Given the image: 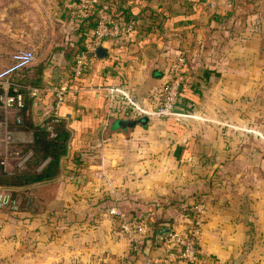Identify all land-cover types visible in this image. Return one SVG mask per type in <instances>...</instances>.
<instances>
[{"label":"crops","instance_id":"0c3cea01","mask_svg":"<svg viewBox=\"0 0 264 264\" xmlns=\"http://www.w3.org/2000/svg\"><path fill=\"white\" fill-rule=\"evenodd\" d=\"M76 1L0 0V68L15 50L33 55L8 76L39 88L30 121L47 116L51 87L68 81L58 109L68 140L57 173L1 186L31 194L28 207L37 208L13 211L2 264H141L104 210L118 205L155 221V231L160 223L182 230L199 197L206 206L193 264H264V0H98L92 14ZM98 13L131 19L132 28L103 39V52L72 76ZM177 56L183 80L174 113L137 111L156 105ZM4 117L13 119V143L31 141L30 129L14 126L18 108ZM16 145L9 158L23 170ZM40 244L57 252L34 256Z\"/></svg>","mask_w":264,"mask_h":264},{"label":"built area","instance_id":"2783aa9c","mask_svg":"<svg viewBox=\"0 0 264 264\" xmlns=\"http://www.w3.org/2000/svg\"><path fill=\"white\" fill-rule=\"evenodd\" d=\"M98 0H77L76 5L85 11H91ZM133 20H115L98 16L95 21L93 33L89 43L75 53L70 64V74L79 76L94 48L98 46L105 38H117L124 32L132 28ZM32 53L27 50H15L11 53L10 62L0 68V109L4 112L9 108H18L22 104V93L17 90L19 87L16 83L9 81L8 76L11 72L26 66L32 60ZM183 57L177 56L169 63L167 77L163 82L161 90V98L156 106L151 109H142L135 107L137 111L141 110L146 114H155L157 116H167L174 113V104L178 96V90L183 80ZM12 87V92L9 91ZM31 97L36 96L39 91L38 87L24 85ZM53 91V102L50 106L47 116L53 118L59 116L58 109L64 93L68 90L67 79H62L59 83L51 87ZM128 101V100H127ZM140 112V111H139ZM5 118V117H4ZM0 120V148L2 147L1 166L5 167L8 157L10 156L9 146L13 142V133L7 126L6 118ZM46 128L50 131L51 124L46 123ZM29 152L20 154L16 160V166L26 159ZM9 155V156H8ZM99 177L103 176L102 172H98ZM32 204V195L26 194L25 205ZM0 208H6L10 211L18 209V201L11 195V190L7 187L0 186ZM205 210V202L203 200H195L189 206L187 212L190 214V222L187 227L182 230L168 228L163 233L160 252L143 253L141 240L151 235L152 224L146 216H128L126 211L118 205L111 206L104 210L105 215L113 217L117 220L118 228L127 237L130 242V248L134 252L142 254V264H174L180 262L187 264L200 259L198 248L196 245L200 230L201 219Z\"/></svg>","mask_w":264,"mask_h":264},{"label":"trees","instance_id":"16d2710c","mask_svg":"<svg viewBox=\"0 0 264 264\" xmlns=\"http://www.w3.org/2000/svg\"><path fill=\"white\" fill-rule=\"evenodd\" d=\"M91 11H89V14H92ZM98 16L109 18L108 16L103 15L101 13L100 14L98 13L97 15H92L94 24ZM168 67H169V64L167 66V70H168ZM181 84H182V81L179 86L178 95L180 92ZM162 86L157 91L156 105L161 98ZM12 87L13 86H11L9 89L10 92H12ZM17 90L22 93L23 97H22V104L20 107H18V114L20 115V117L16 118L14 126L16 128H28L31 130L32 139L30 142L24 144L22 151L23 152L29 151V153L31 154V157L33 158L34 165H37L38 163H40V166H39V169L37 170H34L33 168L32 169L29 168L25 170L14 169L11 171H5V170L0 169V185H7V186H21V185H25L33 181L46 180V179H50L51 177H53L58 171L59 157L65 152V147H66V143L68 140V130L65 127L62 121V118L60 116L53 118L51 115H48L44 119H42L41 122H38V123H33L32 121H30L28 109H29V104L31 102V96L28 94L27 90L24 88L18 87ZM0 93H1V86H0ZM114 106L116 105L113 102L111 107H114ZM124 109L126 110V107ZM2 116H3V111L0 109V119H2ZM159 117H164V116H159ZM47 121H49L51 124V128H50V131L52 132L51 134L49 130L46 128L45 123ZM7 126L9 128H13V119L11 121H7ZM0 157H2V155ZM11 195L15 197L18 201L17 210L29 208L28 205H25L26 194L24 192L11 191ZM196 200H203L205 202V199L203 197H199ZM205 206H206V202H205ZM126 213L128 216H139V215H133L127 211ZM188 217H190V214ZM111 219L113 223H115L116 230L127 239V237L118 228L117 220L114 219L113 217H111ZM151 224H152V232L150 236H147V238L151 240L148 252H151V253L160 252L161 250L160 246L162 244L163 236L160 239L155 240L154 236H155V232L157 231V230L155 231V228H153L155 226V221H152ZM160 225H161V228L163 227L168 228L167 226H164L163 223H160ZM147 238H144L141 240V246L144 247V244ZM127 241L129 244V254L141 256L140 253L134 252L131 250L130 242L128 239ZM196 245H197V242H196ZM198 252H199V249H198ZM141 257L143 259V256Z\"/></svg>","mask_w":264,"mask_h":264},{"label":"rangeland","instance_id":"374dc122","mask_svg":"<svg viewBox=\"0 0 264 264\" xmlns=\"http://www.w3.org/2000/svg\"><path fill=\"white\" fill-rule=\"evenodd\" d=\"M2 132L3 131L0 130V133H2ZM16 144H20V145L18 146ZM14 145H16V147H18L20 149V152L21 153L23 152L22 151V148L24 147V144H21L20 142H16V143L11 142L10 145H8L9 146V149H10L9 151H13V146ZM25 152H29V151H25ZM25 152H23V153H25ZM2 154H3V152H2V147H1L0 148V156ZM1 158L2 157H0V160H1ZM7 160H10L12 164H9V165H7L4 168H3V166H2V168L1 167L0 168H1V170L11 171V170H13V157H10V158L8 157ZM39 165H40V163H38L37 165H34L33 158L31 157V154L29 153L27 155L26 159L21 163V167L19 166V168H22L23 170L29 169V168H31V169L33 168L34 170H37V169H39ZM0 166H1V164H0ZM0 186H2V185H0ZM34 203H35V201H34ZM27 209H28V211H33V210H35L37 208L35 206L34 207L32 206L31 208H27ZM17 211H19V210H17ZM36 222H38V220H35V221L34 220H31V223H33V224L36 223ZM0 225L1 226L2 225H5L6 226L5 229H4L6 232L5 233L2 232V236L0 235V237H2V239H1L2 241L0 242L1 245L3 243V240H6V242H7V240L10 237H11V240H14V238H13V211L7 210L6 208H0ZM11 225H12V230H11L12 232L9 231V229H8V226H11ZM0 229H3V227H1ZM36 235H38L39 237H44L45 236V234L41 235L40 233H37ZM38 246H39V248H37L34 251V256H37L38 255V257H44V255H46V253L48 251H50V252H52V251L57 252V249L55 247H53L55 249H51L50 248V250H49V249H46V248L43 249V247H42L43 244L42 245L40 244ZM0 254H2V252H0ZM38 257H37V259H40ZM2 263L3 262L0 261V264H2Z\"/></svg>","mask_w":264,"mask_h":264},{"label":"water","instance_id":"95a60500","mask_svg":"<svg viewBox=\"0 0 264 264\" xmlns=\"http://www.w3.org/2000/svg\"><path fill=\"white\" fill-rule=\"evenodd\" d=\"M94 52L96 54H99V52H103V49L100 46H96L94 48ZM168 228H160L155 232V240L160 239L163 236V233L167 230ZM151 240L149 238L146 239L144 247H143V253L147 254L149 247H150ZM189 264H193V262H189Z\"/></svg>","mask_w":264,"mask_h":264}]
</instances>
